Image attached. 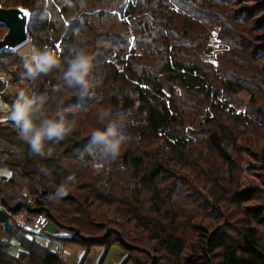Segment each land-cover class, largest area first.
<instances>
[{"label": "trees", "instance_id": "1", "mask_svg": "<svg viewBox=\"0 0 264 264\" xmlns=\"http://www.w3.org/2000/svg\"><path fill=\"white\" fill-rule=\"evenodd\" d=\"M97 1L103 0H0L2 6L21 5L28 10V43L51 48L62 62L71 55L73 47L92 53V78L96 85L91 99L81 100L68 89L54 93L52 88L62 73L53 71L35 81L22 80L23 69L20 60L15 61L20 59L16 51L0 52V72L7 74L10 85L24 82L23 87L35 95H46L49 114L71 106L72 111L67 115L77 121L76 130L65 140L58 144L49 142L52 155L44 158L33 155L27 145L18 141L11 120L0 124V167L9 171L8 176H0V264H63L48 245L15 225L13 216L23 207L46 215L49 226L67 229L71 236L60 237L62 243L80 247L82 253L76 263L88 260L91 243L86 237L76 239L74 233L78 231L89 237L96 230L109 227L108 222L104 227L96 223L100 226L95 227L91 221L98 217L92 207L101 205L95 202L102 199L109 202L106 199L111 198L119 201L125 214L120 216L122 219L135 221L133 230H128L134 234L135 245L143 246L147 252H162L153 264L159 261L160 264H214L216 255L219 259L216 264H264V245L257 229H264V203L262 207H245L258 194L264 201V154L261 158L252 157L254 163L246 167L257 178V185L240 184L228 192H219L226 195L230 206L245 211L235 243L226 241L219 228L211 230L188 222L178 226L177 213L170 210L173 199L180 194L176 180H182V176H175L174 170L191 168L196 172L194 163L206 166L209 159L226 163L229 171L239 170L234 155L223 144L225 137L220 127H213L215 119L210 121L205 117L206 122L199 123V117L191 136H181L183 132L174 130L176 118L182 119L181 102L191 101V97L199 94L207 97L209 108L215 109L213 118L217 117V83L212 77L216 70L204 69L198 55L208 50L207 29L215 22L222 24L227 13L225 7L231 6L223 0H106L107 7L117 12L111 13L107 8L105 13L102 7L94 6ZM259 1L264 6V0ZM101 28H107L108 34H97L96 30ZM111 29L118 31L110 37L117 39L119 45L104 48L102 44L110 40ZM252 47L256 56L264 58V30L259 43ZM11 56L16 57L13 65L8 64ZM8 66L15 68L11 74L15 75L14 79L8 75L13 72ZM230 86L228 89L235 92ZM4 88L0 83V91ZM13 99V95L6 93L0 96L7 110ZM104 107H111L124 118L126 141L117 158L104 159V167L94 172L92 164L100 156L85 152V148L89 130L100 126L96 123L97 110ZM190 117L193 122L198 113ZM204 124L211 125L201 135L196 129ZM198 144L205 147L207 154L193 147ZM42 168L51 175L42 174ZM100 172L104 179H99ZM68 176L74 178L71 190L63 198H55L56 188ZM216 177L203 182L217 185L224 178ZM108 183L111 189L103 191L102 186L108 187ZM117 187L119 192L114 190ZM214 187L217 192L216 187L221 185ZM27 195L31 204L26 201ZM218 196L217 199H222ZM100 246L101 255L94 264L105 261L111 242H101ZM131 258L127 254L121 264H127ZM132 263L147 264L136 260Z\"/></svg>", "mask_w": 264, "mask_h": 264}, {"label": "rangeland", "instance_id": "2", "mask_svg": "<svg viewBox=\"0 0 264 264\" xmlns=\"http://www.w3.org/2000/svg\"><path fill=\"white\" fill-rule=\"evenodd\" d=\"M223 2L231 7H225L227 13L222 24L219 25L215 22L207 29L209 33L206 42L208 50L198 55L204 69L210 67L216 70V74H213L212 77L217 83V94L215 98V101H217V117L213 118V111L215 109L209 108V100H205L207 97L199 94L191 97V101L185 100L181 102L179 111L182 119L176 118L177 125H175L174 130L183 132V134H180L181 136H191L194 133L193 124L195 121L197 122L199 117V123L206 122L204 120L205 117L210 119V121L215 119L213 127L216 129L220 127L222 136L224 135L225 137L223 144L234 155L233 160L236 161V167H239V170L232 168V171H229L226 163H222L219 160L214 162L213 159H209L208 166H204L203 164L198 166L194 163L193 166L196 172L191 168L174 170L175 176H182V180H176V186L178 185L180 194L173 199L172 209L168 208L171 211L174 209L177 213L176 220L178 226L181 227L184 223L188 222L189 224H201L202 226L210 227L212 228L211 230L214 227L216 229L219 228L218 232L225 234L226 241L235 243L237 232L241 229V218L245 211L244 209L238 211L236 207L230 206L227 202L226 195L219 194V192L223 190L228 192L230 188L236 185L239 186L240 184L247 186H255L258 184L257 178L251 176L247 172L246 167H248V164L254 163L252 157L261 158L264 154V58L256 56V50L252 47L259 43L260 34L264 30V6L259 0H223ZM94 6L97 8L102 7L105 13L107 12V8L111 13L117 12L116 9L107 7L106 0L97 1ZM7 7H11V5ZM5 28L0 26V38L7 32V28ZM107 30V28L97 29L96 33L108 34ZM109 31L111 32L108 36L110 40L105 44L100 42L104 48H109V45L112 44L114 46L119 45L117 39L110 37L114 34L117 35L118 31L114 29ZM15 53L17 54V52ZM10 58L12 60H9L10 62L8 64L13 65L16 57L11 56ZM255 58L257 59L254 60ZM19 60L15 59L16 62ZM8 68L13 69V72H10L8 75L14 79L15 75H11L14 73V66H8ZM23 83L17 81L14 85H10L11 87L6 94L12 95V88L23 87ZM229 84H231L230 88H233L235 92H231L232 90L228 89ZM238 87L240 89H237ZM195 112L198 113V117L193 122H190L192 121L190 116ZM7 119V106H4L0 102V124H5ZM210 125L204 124L203 127L200 126L196 130L201 132V135H204L206 133L203 131L208 129ZM203 137L201 136V138ZM3 147H8V145H3ZM193 147L195 149L199 148L198 151H205V147H202V144ZM239 154H241L242 159H240ZM93 170L97 172L95 169ZM201 170L204 172H201ZM0 171H3L6 176L9 174V171L5 168L0 167ZM98 175H101L99 179L104 177V174L101 172ZM216 175L217 179L219 176L224 177L223 180L217 181V185H221V188L216 187L217 192H215L214 187L217 185H213L211 182H203ZM86 176L89 178L90 175ZM230 182L231 184L229 185L228 183ZM107 185L109 186H102L103 191L105 189H111V184L108 183ZM119 188L117 187L114 190L119 192ZM217 196L222 199H217ZM106 200L109 202L103 199L95 202L96 205H101L100 207H92V209L97 211L98 217L92 219L91 224L95 227L101 224L104 227L108 222L107 225L109 227L105 230L98 229L99 231L96 230L97 232L89 235V237L78 231L74 233L77 235L74 236L76 239L81 240V238L86 237V240L91 243V249L87 259L90 258L88 260L92 264L96 260L98 261L102 249L100 243H107L109 241L111 242L109 251L115 254L116 260L114 261L109 255H106L105 261L121 264L127 254H130L132 258L127 264H133L132 261L135 260L137 262L153 264L154 260L156 261L158 256L162 255V252L158 250H151V252L148 250L147 252V249L143 246H136L138 244L135 245L132 241L134 234L131 231L128 233L129 228L133 230L135 221L125 218L128 221L126 222V220L120 217L125 216V214L121 212L122 208L117 199L111 198V200ZM262 203L264 201L260 194H258L245 207H262ZM92 213L95 215L94 212ZM49 229L51 234L59 235L61 238L68 239L71 236L67 229L54 225L49 226ZM257 229L259 239L264 245V229L262 227H258ZM121 232L122 234H119ZM147 234L149 235V233H145L144 235L148 236ZM65 244L66 246L64 248L69 252L72 259L75 256H79V251L75 256L70 252L75 248L80 250V247L72 243L67 244L65 242ZM65 244L62 243V245ZM148 255L150 256L148 257ZM218 260L216 255L213 258V263L216 264Z\"/></svg>", "mask_w": 264, "mask_h": 264}, {"label": "clouds", "instance_id": "3", "mask_svg": "<svg viewBox=\"0 0 264 264\" xmlns=\"http://www.w3.org/2000/svg\"><path fill=\"white\" fill-rule=\"evenodd\" d=\"M16 52L23 69L20 74L22 80L35 81L41 76L59 71L62 75L58 84L52 88V92L61 93L68 89L71 95L81 100L93 97L92 89L96 86L92 78L94 56L85 48L73 47L71 55L63 62L57 52L51 48L36 47L30 42L18 47ZM0 83L5 85L0 91L2 96L11 87L6 74L2 72H0ZM11 94L14 99L7 110V118L16 128L18 141L27 145L33 155L41 158L50 157L52 150L49 142L58 144L76 130V119L74 117L70 119L67 115L72 111L71 106L67 109H57L49 114L45 107L46 95L37 96L24 87L12 88ZM96 123L100 126L89 130V143L85 152L92 155L99 154L100 159L92 165L99 172L104 167V159H115L120 155L126 136L123 132L124 118L116 114L111 107L97 110ZM40 171L45 176L51 175L47 169L42 168ZM4 174L0 171V175ZM73 183L74 178L68 176L56 188L54 197L63 198L68 195Z\"/></svg>", "mask_w": 264, "mask_h": 264}, {"label": "water", "instance_id": "4", "mask_svg": "<svg viewBox=\"0 0 264 264\" xmlns=\"http://www.w3.org/2000/svg\"><path fill=\"white\" fill-rule=\"evenodd\" d=\"M28 10L21 6L5 7L0 5V24L7 28V32L0 38V52L13 51L29 41L27 24Z\"/></svg>", "mask_w": 264, "mask_h": 264}, {"label": "built area", "instance_id": "5", "mask_svg": "<svg viewBox=\"0 0 264 264\" xmlns=\"http://www.w3.org/2000/svg\"><path fill=\"white\" fill-rule=\"evenodd\" d=\"M26 201L28 204H31L30 196L27 195ZM13 221L16 226L25 230L30 237L37 239L39 242H44L46 245L56 241L54 237L49 235V220L48 217L42 213H33L27 207L21 208L13 216ZM44 245V244H43ZM59 258L63 264H72L68 263L63 254L62 245H59L58 250L56 251ZM78 264V263H74ZM80 264H92L89 260H85ZM101 264H115L114 262L104 261Z\"/></svg>", "mask_w": 264, "mask_h": 264}, {"label": "crops", "instance_id": "6", "mask_svg": "<svg viewBox=\"0 0 264 264\" xmlns=\"http://www.w3.org/2000/svg\"><path fill=\"white\" fill-rule=\"evenodd\" d=\"M1 176H6V175H1ZM48 230H49V235L51 236V237H54L55 239H56V241L55 242H53V243H50V244H48V246H49V248L51 249V250H53L54 252H56L57 250H58V248H59V245H62V243H61V238H60V236L58 235V236H56V234H51V232H50V229H49V226H48ZM42 244H44V245H46L44 242H41ZM66 245H62V249H63V254L65 255V259H66V261L68 262V263H72V264H74V263H76L77 261H78V258L80 257V255H81V251L80 250H78V249H74L72 252H70V253H72L73 254V256H75V254L77 255L78 254V251H79V256H75V257H73V259L70 257V255H69V252H67L66 250H65V247ZM110 256V258L111 259H113L114 261L116 260V256H115V254L114 253H110V251L108 252V254H107V256ZM88 256H89V254H88ZM106 256V257H107ZM106 257H105V259H106ZM72 259V260H71ZM88 259H90V258H88ZM97 261V260H96Z\"/></svg>", "mask_w": 264, "mask_h": 264}]
</instances>
